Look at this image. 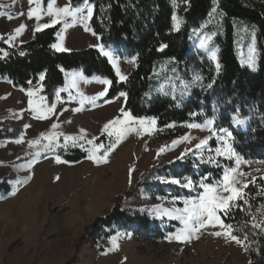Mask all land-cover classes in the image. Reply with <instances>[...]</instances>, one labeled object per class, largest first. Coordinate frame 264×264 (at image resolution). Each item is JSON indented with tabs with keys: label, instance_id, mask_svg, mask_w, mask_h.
<instances>
[{
	"label": "rangeland",
	"instance_id": "374dc122",
	"mask_svg": "<svg viewBox=\"0 0 264 264\" xmlns=\"http://www.w3.org/2000/svg\"><path fill=\"white\" fill-rule=\"evenodd\" d=\"M68 3V0H57L53 3V12ZM35 4L40 6V15L44 16L41 14L42 0H36ZM185 9L186 5H181L178 11L183 12ZM178 11L176 15L180 19ZM215 14L216 11L201 27L192 29L190 50L201 54L216 66L220 55V45L216 42L218 32L206 31L208 26L217 23ZM47 17L50 20L54 18ZM89 21L86 22L88 30H85L79 18L74 20L71 16L61 14L60 23L68 24L67 28L63 25L59 31L65 48L69 51L97 48L95 45L100 44V41L89 30ZM234 25L240 27L235 29L239 61L243 66L255 70L258 60L256 32L245 24ZM202 41H205L203 48L200 47ZM59 42L61 41L57 38L56 43ZM106 50L112 52L116 61L112 65L116 71L118 68L120 75L127 77L135 62L118 59L114 50ZM249 61L254 67L249 66ZM72 74L67 76L63 88L66 91H61L66 92L68 97L71 93L72 99H62L59 93L55 103L56 112H62V115L46 120L37 119V113L28 106L29 99L33 100V107L41 103L40 83L31 89L34 95L28 97L27 92L13 88L9 81L0 80V132L19 135L24 140L23 143L16 142L19 138L0 141V182L11 176H31L18 190L13 182L10 194L0 195V264H251L247 256L249 243L245 242L248 248L245 251L243 244H237L224 236L212 235L217 230L225 231L218 227L202 229L196 234L199 239L194 236L188 243H178L175 240L170 242L167 237L183 225L167 216L160 219L154 211L156 208H183L184 199L196 197L203 191L198 186L195 190L182 187L186 180L181 181V185L165 180L158 176L156 170L186 157L202 154L207 157L213 154L215 156L214 152L205 153L209 151V143L212 141L215 142V149L220 147L226 155L228 149L235 153L231 159H227L226 155L219 157L233 162L236 172L230 171L229 174L235 178L242 198L254 178L264 177V160H248L238 155L231 144L232 137L224 136L220 129L214 130V126L211 130H205V123L200 128L183 125L159 129L156 122L151 123L152 119H145L142 125L136 120L131 125L133 130L111 152L106 164L98 165L89 159L78 163H57L56 158H47L39 159L31 169L17 171L15 166L25 164L37 152L43 155L65 151L57 148L45 152L43 146L48 141L41 139L40 133L77 135L80 129H85L88 139L101 136L108 138L106 134H101L103 125L122 115L119 110L124 105L123 97L111 103L99 104V99L96 102L98 104L87 100L81 104V93L92 96L108 86L98 83L97 79H85L81 73H75L77 76L73 84ZM196 82L194 79L189 85ZM88 104L94 105L88 108ZM76 108L81 110L75 111ZM54 122L59 124L55 130L51 128ZM26 124L31 127L25 129ZM215 134L224 136L223 141H218ZM186 135L189 140L183 139ZM209 137L211 139L207 146L195 149L201 139ZM34 139H40V144L30 146L29 141ZM80 143L83 146L78 147L90 154L92 146L83 141ZM162 147L165 150L157 157V152ZM70 148H73L71 143L66 150ZM182 153L183 158L178 159ZM97 154L102 155L103 149ZM237 159L240 161L239 165L236 164ZM130 169H134L131 174ZM159 183L166 187L155 185ZM167 184H173L175 188L168 187ZM12 191L16 194L12 195ZM175 197L180 199L174 202ZM179 203L180 206L177 205ZM119 204L131 216H145L151 221L161 223L164 229H167L166 225L170 221L177 222L179 226L163 239L132 231L129 226L119 228L117 225L109 238L101 237L97 231L101 224L99 220H105ZM237 231L234 234L243 239L242 231ZM113 236L118 238V247L115 248L110 240Z\"/></svg>",
	"mask_w": 264,
	"mask_h": 264
},
{
	"label": "trees",
	"instance_id": "16d2710c",
	"mask_svg": "<svg viewBox=\"0 0 264 264\" xmlns=\"http://www.w3.org/2000/svg\"><path fill=\"white\" fill-rule=\"evenodd\" d=\"M53 1L42 0V15H46L47 5ZM68 1L73 9L82 7L84 3V0ZM89 3L95 7L88 27L99 38L100 44L105 49L116 51L122 60L130 61L136 57L126 80L117 82L116 69L97 48L66 52L51 49L49 46L57 42L56 33L63 23L36 32L30 41L19 47H10L6 39L0 40V51L8 53L6 57L0 56V80H7L13 88L24 92L40 83L43 88L41 96L52 104L56 103V93L67 99L68 94L60 90L65 88L71 72L79 71L88 80L106 78L112 84L107 95L98 101L99 104L106 100L115 101L120 92H126L123 109L136 118H155L159 129L202 125L214 120V130L228 129L231 132V144L238 155L248 160H264V0H89ZM181 5H186L183 12L178 11ZM213 8H216L217 23L208 26L206 31L218 32V72L212 62L190 50L192 29L206 23L213 14ZM177 11L182 21L178 31L172 27V15ZM234 24H245L256 32L258 60L255 70L239 61L235 29L240 27ZM161 44L167 45L163 53L158 50ZM21 51L26 54L19 55ZM42 72L46 75L40 81L39 74ZM196 76L201 79L189 85ZM93 105L88 104L87 107L92 108ZM235 115L245 119L246 124L234 125L230 118ZM18 136L0 132V141L15 140ZM101 142L108 144L110 141L101 136L96 144ZM211 148L212 151L205 153L213 154L214 141L209 143ZM88 155L76 146L40 155L39 159L60 156L62 161L78 163L88 159ZM208 158L203 154L186 157L164 165L156 173L169 181H183L190 177L198 185L206 174L210 177L205 182L215 183L222 178L224 168H233L230 160L217 157L215 163H209ZM10 179L14 181L15 178L11 176L0 182V195L10 194ZM155 185L163 187L161 183ZM167 186L175 188L173 184ZM243 199L248 200L243 210L235 206L228 217L222 218L236 231L248 234L247 256L250 263L264 264V233L250 226L254 216L256 222L264 227V207H261L264 205V177L254 178ZM177 205L180 206V203ZM99 223L98 234L106 238L110 237L116 225L119 228L129 226L132 231L162 239L179 226L177 222L170 221L164 229L161 223L145 216H131L121 204L116 205L112 213Z\"/></svg>",
	"mask_w": 264,
	"mask_h": 264
},
{
	"label": "snow or ice",
	"instance_id": "6c2138e0",
	"mask_svg": "<svg viewBox=\"0 0 264 264\" xmlns=\"http://www.w3.org/2000/svg\"><path fill=\"white\" fill-rule=\"evenodd\" d=\"M185 2H189V0H185ZM36 0H28L29 4V10L27 12V18L28 19H35L39 21L42 19V16L40 15L38 9L39 5L37 4V8H32L31 5L35 4ZM2 7V6H0ZM94 5L89 3V0H84L83 6L82 7H76L72 8L70 2L66 4L65 6L56 9L55 13L53 12V4L52 2H49L47 5V15L50 17H54L50 23H44V24H39L37 23L36 27L33 29L34 32L41 31L42 29H46L49 27H54L56 24L60 23V17L61 14L64 16H71L73 19L79 18L81 23L84 24L85 30H88L86 22L91 19V17L94 14ZM216 8L212 9V12H215ZM79 14V16H78ZM0 15H5L4 13H0ZM20 15H24V13H20ZM9 19H12V16H8ZM172 21H173V30L178 31L180 24L182 21L178 18L176 13L174 12L172 15ZM68 24H64V28H67ZM27 30L26 25H20L14 30V35L10 36L8 38L9 42L15 39L16 36L21 35L23 31ZM95 35V33H93ZM56 36L58 39L61 41L59 43H53L49 47L57 52H66L69 51V49L65 48L63 46V37L61 36L60 32L56 33ZM210 39V38H206ZM99 49V51L106 57L108 60L115 65L116 61L113 59L112 52L109 50H106L102 44H97L95 45ZM167 45L161 44L159 47V51H163L164 48H166ZM200 47L203 48L205 47V41H202L200 44ZM26 53L21 51L19 55L24 56ZM8 53L6 51H0V56H7ZM215 59V57H213ZM136 60V57H133L130 63H134ZM249 66L254 67L251 61H249ZM220 65L219 63L216 64V70L217 72L219 71ZM60 70L63 72L64 69L62 66L60 67ZM117 74H118V81L121 82L126 80V76L120 75L119 69L117 68ZM46 73L42 72L39 74V80L43 81L45 78ZM73 84H75L76 81V76L77 74L73 73ZM195 79L198 81L201 79V77L196 76ZM98 83L104 84L106 86H111L112 81L109 79H97ZM29 84H31V81H29ZM209 88L212 87L211 84L208 85ZM163 89H161L162 91ZM40 91H43V88L41 86ZM60 91H66V89H61ZM108 92V87H105L102 91L98 92L95 95L92 96H84L82 93L80 94V103L83 104L85 100H87L90 103H96L97 100L105 97ZM167 94V93H166ZM184 93H181L183 95ZM34 95L33 90L29 89L27 90V96L32 97ZM57 98H59V93H56ZM119 97H124L125 99L127 98V93L126 92H120L116 99H119ZM175 95L173 94V99H175ZM72 99L71 93H69L68 100L70 101ZM40 104H37L35 107H33V100L29 99L28 100V106L29 108L37 113L36 118L37 119H51L52 116H57V115H62V112L59 114L56 112V104H48L46 102V97H40ZM113 102L112 100H106L105 103H111ZM68 109H63V111H67ZM75 111H80V108L74 109ZM120 113L122 114L121 116H116L113 119L109 120L107 123L103 125L102 128V135L106 134L107 137L109 138V143L104 144V143H99L96 144L95 141L99 139V137H92L91 139L87 138V132L85 129H80L79 134L77 135H68L64 133H40V137L43 140L48 141V143L44 144L43 150L45 152L47 151H54L57 148H62V149H67L69 147V143L73 147L76 146H83L80 142L83 141L87 145L92 146L90 149V154L88 155L89 160H93L96 164H101V163H108L109 162V155L111 154L112 151L115 150V148L119 145V143L123 140V138L128 134L130 131H132V122L139 120V123L142 125L147 118H136L131 115V113L126 112L123 108H121ZM231 121L234 125L236 126H244L246 124L245 119H240L238 115L232 116ZM70 123V121H69ZM151 123H155V118H152ZM214 126V120H208L205 122L204 128L205 130H211L212 127ZM30 124L24 125L25 129L30 128ZM59 127V124L54 122L51 124V128L53 130L57 129ZM187 127L190 128H200L201 125L199 124H190L187 125ZM220 132L224 133V136L226 137H231V132L227 131L226 129H220ZM224 136H220L219 134H215V138L218 141H223ZM61 137H63V143H61ZM184 140H189L188 136L186 135ZM211 139L205 138L201 139L198 144L195 145V149L199 150L202 148V146H207L208 141ZM17 143H23V137L19 138ZM190 142V141H189ZM176 143V142H174ZM30 146L31 145H38L40 144V139H34L29 141ZM167 147V146H165ZM165 147H162L161 149L158 150L157 152V157L161 153L164 152ZM103 149V154L98 155L97 153L99 150ZM209 151H212L211 149H208ZM190 151V150H186ZM215 156H209L208 161L209 163H215V157L219 156H224L226 155L225 152L221 151L220 147H217L214 150ZM41 153L37 152L35 153L31 159L27 160L25 164L15 166L17 168V171L20 169H31L33 164L35 162H38L39 157ZM184 153L181 154V157H178V159L183 158ZM235 155L231 151V149H228L226 158L231 159L232 156ZM17 159H20V157H17ZM56 162L57 163H68V161H62L60 159V156H56ZM240 161L237 159L236 164L239 165ZM134 171V169H130V174L131 172ZM230 171L231 172H236L235 168L228 169L224 168L222 178L221 180L215 182V183H206L205 181L209 179L210 174H206L205 176L201 177L200 181L194 182L190 177L186 178V183H183L181 185V181L174 179L171 182L181 185L182 187L189 189V190H195V188L198 186L199 188L203 189V191L196 197L193 198H188L183 200L184 207L183 208H170V209H163L161 210L160 208H156L154 211L158 214V218L163 219L165 216H167L171 220H177L179 221L183 227L179 228L175 233L170 234L167 239L171 242L175 240L178 243H188L192 240V238L195 236L196 239H199V236L196 235L197 233L201 232L202 229H206L207 227H213V228H220L225 231L217 230L212 232L211 234L216 236V237H221L224 236L225 238H230L231 241L236 242L237 244H243L245 245L244 250L247 251V245L245 242L248 241V234L244 233L243 239H241L240 236L235 235L236 229L233 227L232 224L228 223L226 224L224 219L222 217H228L230 213L232 212V208L234 203L238 201H242V203H236V206L238 207L239 210H243L244 205H248V200L242 198V194L240 192V188L237 187V182L234 177L230 176ZM31 179V176H26V177H15L14 181L10 179L8 182L13 183L15 185L16 190L19 189L20 186L23 184L27 183ZM247 184H245V187ZM12 195H15L16 192L12 191ZM176 199H180L179 197L173 198L174 202ZM261 207H264V205H261ZM251 228L252 229H258L260 232L264 233V227L261 226L260 223L256 222V218L253 216L251 217ZM117 237L113 236L110 238L111 244L113 245V248L118 247L117 244ZM112 249H109L111 251Z\"/></svg>",
	"mask_w": 264,
	"mask_h": 264
},
{
	"label": "crops",
	"instance_id": "0c3cea01",
	"mask_svg": "<svg viewBox=\"0 0 264 264\" xmlns=\"http://www.w3.org/2000/svg\"><path fill=\"white\" fill-rule=\"evenodd\" d=\"M56 1L57 0L53 1L52 4L55 3ZM0 6H2L0 7L1 13L5 14V15H0V40L6 39V42L10 47H19L20 45L30 41L33 38L34 34L36 33L33 31V29L36 27L37 23L42 25L44 23L51 22V20L48 19L47 14L42 16V19H40L39 21H37L35 17L33 19H28L27 12L30 7L28 4V0H0ZM31 6L32 8L35 7L37 8L36 4H33ZM20 13H24V15H20ZM9 15L12 16L13 18L9 19L8 18ZM22 24L27 26V30L23 31L21 35L16 36L14 40L9 42L8 38L10 36H13L15 34L14 30ZM115 56L116 58L120 59L117 55ZM71 73H81V72L74 71ZM71 73H69L68 75H70Z\"/></svg>",
	"mask_w": 264,
	"mask_h": 264
},
{
	"label": "water",
	"instance_id": "95a60500",
	"mask_svg": "<svg viewBox=\"0 0 264 264\" xmlns=\"http://www.w3.org/2000/svg\"><path fill=\"white\" fill-rule=\"evenodd\" d=\"M165 51V49H163V51H161V53H163Z\"/></svg>",
	"mask_w": 264,
	"mask_h": 264
},
{
	"label": "bare ground",
	"instance_id": "6f19581e",
	"mask_svg": "<svg viewBox=\"0 0 264 264\" xmlns=\"http://www.w3.org/2000/svg\"><path fill=\"white\" fill-rule=\"evenodd\" d=\"M74 37H76V36H74ZM80 37V36H79Z\"/></svg>",
	"mask_w": 264,
	"mask_h": 264
}]
</instances>
